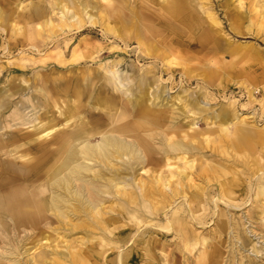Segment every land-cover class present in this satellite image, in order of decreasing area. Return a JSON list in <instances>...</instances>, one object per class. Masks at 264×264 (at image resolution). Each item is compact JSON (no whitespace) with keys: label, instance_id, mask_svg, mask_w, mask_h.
Returning <instances> with one entry per match:
<instances>
[{"label":"bare ground","instance_id":"bare-ground-1","mask_svg":"<svg viewBox=\"0 0 264 264\" xmlns=\"http://www.w3.org/2000/svg\"><path fill=\"white\" fill-rule=\"evenodd\" d=\"M45 1L21 5L20 0H0L3 49L10 53L18 34L45 41L65 28L94 32L96 25L105 38L125 46H109L121 56L99 65L101 70L90 65L68 69L59 53L57 64L66 72L44 70L45 57L38 58L40 64L28 56L0 61V81L4 76L6 82L0 86V264H139V259L156 264L161 238L168 233L177 235V248L190 253L195 264H219L222 245L217 240L206 246L193 223L208 217L204 205L214 198L209 193L213 187L217 201H242L244 182L262 172L254 197L264 194V125L249 124L223 107L212 113L211 125L202 132L190 123L176 126L171 111L155 104L163 91L153 87L164 73L172 78L175 59L183 60L179 54L184 43L174 21L199 31L200 41L211 43L207 49L218 55L227 51L234 56L251 45L226 37L211 0ZM261 1L253 4L257 17L248 21L250 31L264 29ZM88 8H96V16L86 19ZM235 15L237 21L240 13ZM234 20L230 27L239 33ZM132 42L137 44V61L148 65L130 64L121 71ZM103 53L96 48L80 55L74 47L70 58L95 60ZM181 65L184 76L191 77L192 70ZM28 68L33 72L27 77ZM30 87L29 96L15 100ZM189 103L192 107H184L196 113L198 102ZM35 108L38 113L32 117ZM178 198L182 202L172 209ZM161 214L165 221L154 229ZM224 216L220 209L215 234L228 228ZM149 230L155 234L145 237ZM77 232L81 236L65 240L67 252L48 244L59 234ZM28 244L45 247L32 255V263L22 258Z\"/></svg>","mask_w":264,"mask_h":264},{"label":"rangeland","instance_id":"rangeland-1","mask_svg":"<svg viewBox=\"0 0 264 264\" xmlns=\"http://www.w3.org/2000/svg\"><path fill=\"white\" fill-rule=\"evenodd\" d=\"M36 1L38 0H20V3L25 5ZM41 1L46 4L45 0ZM241 2L242 7L238 5L237 0H211L226 37L238 45H251L250 50L240 49L234 56L227 51L219 55L211 52L207 49L211 46V43H202L199 39V31H192L178 25L174 21L173 26H175V30L179 34L177 37L184 43V46H180L181 52L179 54L183 60L175 59L176 63L172 65V68L176 69V71L172 78H169L168 73L162 74L158 78L157 86L154 85L153 88L159 87L163 91L158 96L155 104L171 111L172 122L176 126L182 125L185 127L187 123H190L196 132H202L211 125L208 122L213 119L212 113L219 111L223 107L230 112H234L239 119H246L249 124L264 125V29L256 32L255 27L251 31L247 28L248 21L250 19L254 21L257 17V13L252 11V8H254L253 4L259 5L262 1L241 0ZM87 10L86 19L89 15L92 16V13L96 16V8L91 11L89 8ZM236 13H240L237 21L233 19ZM55 20L57 22L58 19L56 18ZM115 20L116 18H114ZM233 20L236 21L234 24L240 25L239 33L234 32L230 27ZM163 31V33L166 32V30ZM7 36L5 32L1 34L2 42L4 41L5 45H7ZM16 39L17 45L10 50V53L9 50L7 51L0 46V61L18 60L20 56H28L30 59L39 61L37 64H40L38 58L45 57L44 61L47 64L44 70L50 71L54 67L53 69L60 73L66 71L64 65L57 64L58 53L59 59H66L68 69L84 70L90 65L91 68L95 67L101 70L99 65H104L112 59L121 56H117L116 53L108 50V47L117 45L119 48H124L125 46L119 39H113V37L105 38L101 27L98 25H96L94 32H89V30L76 32L73 28H65L58 31L55 35H51L45 41L38 39L32 42L24 39L21 34H18ZM166 41L169 40L166 39ZM66 42H68V45L65 47L64 44ZM222 43L221 45L225 48L227 45L224 41ZM136 46L137 44L132 42L126 47L128 52L123 55L126 59V64L120 66L121 71L129 68L130 64L145 67L148 65L147 61H137L135 53L138 48ZM74 47L77 54L80 55L89 54L96 48L104 49L106 53L96 56L95 60L84 58L74 61L70 58L71 49ZM133 49L135 51H132ZM181 62L192 70L191 77L184 76ZM158 64L159 67L162 66V63ZM126 65L128 66L126 67ZM201 71H205V77L201 74L203 73ZM209 71H218L219 75L209 77ZM32 72L33 70L28 68L24 76L28 77ZM157 74H160V72H157ZM97 85L99 86V82H97ZM0 86H6L4 76L0 81ZM23 86L26 85L23 84ZM151 91L150 95H152ZM31 92L32 88L30 87L23 94L17 96L15 100L27 97ZM191 100L198 102L199 109H194L196 113L190 112L188 108L184 107L185 104L190 107L189 102ZM30 113L32 117H35L38 113V108H35ZM210 139L212 140L210 145L214 144L215 137L211 136ZM206 152L208 154L211 153L209 150ZM258 174L260 176L262 172ZM259 176H254L251 182H244L243 194L246 197L242 201L240 199L231 203H226L223 200L217 201L215 200L216 198L220 199L218 197V189L216 187L209 189L210 196H214L215 199L209 200L207 198L204 205L207 207L206 214H208V217L202 221L203 223L201 222L203 225L196 221L193 223L196 233H201L200 236L206 239V246L214 244L217 240L222 245L223 259H221L219 264H264V194L260 198L254 197V192L260 184ZM180 202H182L181 198L176 199L172 209ZM220 209L225 213L224 219L227 220L229 226L225 232L219 235V233L215 234V229L220 223L218 217ZM169 213H171V210H169ZM164 221L165 218L161 214L158 221H153L152 227L157 229V222L161 223ZM141 229H144V226ZM151 234H155V232L149 230L146 232L145 237ZM72 235L63 237V234H59L53 242L48 243L45 241L46 239H43L42 242L48 243L50 247L57 246L58 250L67 252L65 248L67 242L65 240L81 236V233L77 232ZM160 245V247L163 246V250L157 249L158 259L156 264H172L173 262L175 264H195L194 257L190 253L177 248V245H180L177 235L168 233L167 236L161 238ZM25 247L29 251L27 250L22 258L24 260L28 259L31 263L34 261L32 255L39 254L45 248L44 245L32 247V244H28ZM25 247L22 251L25 250ZM139 262V264H143L141 259H139Z\"/></svg>","mask_w":264,"mask_h":264}]
</instances>
